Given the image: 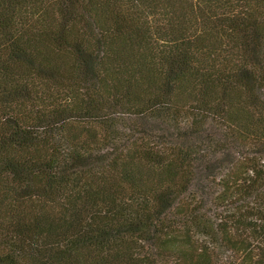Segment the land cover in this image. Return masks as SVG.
Returning a JSON list of instances; mask_svg holds the SVG:
<instances>
[{
	"label": "trees",
	"instance_id": "obj_1",
	"mask_svg": "<svg viewBox=\"0 0 264 264\" xmlns=\"http://www.w3.org/2000/svg\"><path fill=\"white\" fill-rule=\"evenodd\" d=\"M211 186L239 198L215 225ZM220 243L264 264V0H0V264H224Z\"/></svg>",
	"mask_w": 264,
	"mask_h": 264
},
{
	"label": "rangeland",
	"instance_id": "obj_2",
	"mask_svg": "<svg viewBox=\"0 0 264 264\" xmlns=\"http://www.w3.org/2000/svg\"><path fill=\"white\" fill-rule=\"evenodd\" d=\"M230 152L222 154L219 153L217 156H213L212 158H210L212 163H216V160L218 157L220 159H223L224 161L221 163H224V166L220 169H217V172H221L223 173L225 170L227 171L228 169L233 168L232 165H235V161L237 158H239V149L238 148H234L232 147L230 150ZM220 161V160H219ZM218 161V162H219ZM262 163V162H261ZM201 179H199V178ZM198 177L195 181V185L193 188L197 187L198 183H202L204 182V179L202 177V173L199 172L198 173ZM214 191V193H212L211 191ZM219 190V187H214L211 186V188L204 189V192L199 194V200L201 201L200 204H197V206L200 207V210L203 211L204 213H206V215L210 218L211 222L214 223V225L216 223H218L219 218L222 216H225L223 213H226L227 211H232L234 206H239V198L237 197L236 199V203L235 204H228V205H220V206H216L213 202V195L216 193V191ZM194 191V190H193ZM210 191V192H209ZM244 203V202H241ZM215 248V252L214 253V258L217 262L219 263H228L230 262L231 259L235 258L234 252L232 250H230L226 244L220 243L218 245L214 244ZM237 257V255H236ZM238 259V257H237Z\"/></svg>",
	"mask_w": 264,
	"mask_h": 264
}]
</instances>
